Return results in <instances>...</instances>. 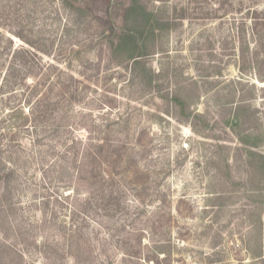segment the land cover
<instances>
[{"label": "rangeland", "instance_id": "374dc122", "mask_svg": "<svg viewBox=\"0 0 264 264\" xmlns=\"http://www.w3.org/2000/svg\"><path fill=\"white\" fill-rule=\"evenodd\" d=\"M136 1L145 67L134 0H0V264H264V0Z\"/></svg>", "mask_w": 264, "mask_h": 264}, {"label": "trees", "instance_id": "16d2710c", "mask_svg": "<svg viewBox=\"0 0 264 264\" xmlns=\"http://www.w3.org/2000/svg\"><path fill=\"white\" fill-rule=\"evenodd\" d=\"M70 1L73 4H76V0ZM102 1L105 3V0ZM127 11L128 12L125 18L126 27L119 29L118 32H113L114 35L111 36L112 52L119 59H122L123 57L124 61H133L134 67H145L143 59L148 55L146 41L149 39L150 35H155V29L151 22L153 19H150L153 18V16L152 13L146 12L143 6H139L136 0H134L133 4ZM103 17L110 24L109 7H106V9L103 10ZM141 18L142 23H140ZM148 27L150 29H148ZM242 122L243 120L239 115V125ZM262 140L263 137L259 136L257 143L254 144V147H260ZM96 148L97 151L100 150L101 153L103 152L102 150H104V146L101 144L96 145ZM1 173L2 172L0 171L1 178H8L7 174ZM103 179L104 182H106L105 178Z\"/></svg>", "mask_w": 264, "mask_h": 264}]
</instances>
